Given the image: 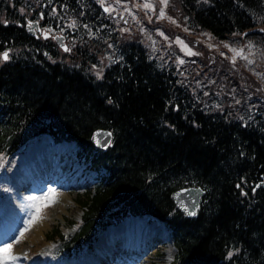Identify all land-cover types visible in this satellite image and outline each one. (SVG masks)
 Segmentation results:
<instances>
[{
  "label": "trees",
  "instance_id": "trees-1",
  "mask_svg": "<svg viewBox=\"0 0 264 264\" xmlns=\"http://www.w3.org/2000/svg\"><path fill=\"white\" fill-rule=\"evenodd\" d=\"M169 5L217 37L260 25L244 34L264 45V0ZM61 13L77 19L66 31L70 51L24 27L26 17L43 16L42 24L57 28ZM109 24L96 0H0V52L10 57L0 59V154L48 132L73 140L89 168L105 170L76 198L81 213L72 232L51 230L59 250L90 246L110 221L150 213L170 230L175 264H264V182L254 187L264 177V105L200 99L138 40L105 32ZM109 41L113 58L98 78L87 66ZM96 127L112 133L104 149L90 141ZM184 185L203 189L193 216L172 201Z\"/></svg>",
  "mask_w": 264,
  "mask_h": 264
},
{
  "label": "rangeland",
  "instance_id": "rangeland-1",
  "mask_svg": "<svg viewBox=\"0 0 264 264\" xmlns=\"http://www.w3.org/2000/svg\"><path fill=\"white\" fill-rule=\"evenodd\" d=\"M96 1L100 3L99 0ZM145 3H151L153 7L151 9L142 7ZM103 4L105 7L113 9L111 12L103 11L105 17L112 23L106 26L105 32L109 33L110 30L115 29L117 36L122 39L135 38L138 40L144 46L148 58H151L159 66L170 68L181 82L188 81L193 92H196L200 99L213 103L224 100L227 101V104H244L246 107L251 106V108L258 102L264 105V45L254 36H248L243 31H232L223 37H217L205 28H195L191 26L186 16L169 5V0L167 6L161 0H119V2L117 0H103ZM161 8L164 9L165 13L163 17L160 16ZM55 16H57V28L43 23L45 30L51 29L50 33L66 32L67 29L73 28L69 27L72 21H76L77 26V19L74 16H67L62 13ZM85 25L87 24H82L81 28L89 32V25H87L88 27ZM161 32L164 33L163 36L160 35ZM177 37L183 40L192 52L197 54L186 55L185 51L181 50V45L175 43ZM62 40L64 43L70 44L69 40L64 38ZM113 47L114 44L109 41L106 49L98 52L99 61L98 59L92 61L87 68L97 75L103 66L113 58L110 51ZM59 49L61 52L62 49L60 47ZM232 49L241 52V55H236ZM180 59L184 60L183 64H179ZM48 138L54 143L51 148L60 150L59 158H62L66 165L69 166L70 164L69 167L65 165L66 170L62 176L59 175L62 184L46 181L39 188L28 186V188L17 189L12 171L19 165L25 147ZM44 146L43 152L50 145L46 143ZM74 149L75 146L72 141L55 142L48 132H41L27 138L9 155L0 154V229L6 226L4 228L8 230L0 233V240L13 244V253L17 252L21 257L18 264L24 263L26 260L24 254L28 251L33 252L42 264H78L76 260L79 258L85 257L83 262L92 259L95 243L106 229H116L122 226L124 222L132 220L129 225L124 227L123 234L140 237L143 225L146 224L144 232L153 227L156 230L157 226L160 227L155 223V217L151 214L130 215L116 223L110 221V226L108 223V226L106 225L97 234L93 246L87 251L72 250L71 252H74L75 256L70 258L59 252L60 242L58 238L52 236L51 230L54 227L59 228L64 236L72 231V227L77 225L81 213L76 198L81 197L88 188L92 189L91 185L96 183L99 176L105 173L102 167L97 170L89 168L84 155L77 157ZM62 167L64 168V166ZM25 172L31 174L28 168ZM48 188L56 189V197L53 204L42 209L40 220L35 222L40 221L39 224H45L42 226L41 234L37 236V240H32L31 232L28 230L20 238V242L16 243L15 237L19 235V230L25 226L23 221L29 219V212L34 211L26 207L31 203L27 201V197L43 195ZM61 193L67 194L71 200L59 208L57 197ZM69 219L73 220L71 227L67 224ZM8 222L14 223L13 228H7ZM167 230L168 233L163 232V240L159 245L152 244L155 250L152 251L147 248L149 250L144 253V257L143 254L141 255L142 258L137 262L138 264H141L144 258H146L145 261L143 260L144 264H173L175 246L169 229ZM119 249L123 255L124 252L121 251V248ZM83 262L79 264H83ZM116 262V264H136V261L130 263Z\"/></svg>",
  "mask_w": 264,
  "mask_h": 264
},
{
  "label": "bare ground",
  "instance_id": "bare-ground-1",
  "mask_svg": "<svg viewBox=\"0 0 264 264\" xmlns=\"http://www.w3.org/2000/svg\"><path fill=\"white\" fill-rule=\"evenodd\" d=\"M46 143H48L50 146L46 148L48 150L45 154H43L42 148L45 147L44 145H46ZM53 144L54 143L50 140V138H48L47 140L36 141L32 145L29 144L27 147H25L26 144L24 145L25 151L23 152V156H21L19 165L15 170L12 171L14 184L17 186V189L20 190V188L23 189V187L28 186L32 188H39L43 186L46 181H52L59 185L62 184L60 183L61 180L59 175H63V172L66 170L65 168L68 166V164L66 165V162L63 161L62 158H59L61 154L59 149H51ZM62 166H64V168ZM27 168L31 171V174L25 172ZM57 200L58 205H60L58 207L61 208L64 206V204H66V202H68V200L70 201L71 198L67 196V194L65 195L64 193H61L58 195ZM154 221L156 224L160 225V227L157 226V230L155 227H153L144 232L146 226L145 224L142 226V233L140 237H131L129 235L123 234L124 227L129 225L132 220L124 222L122 226H119L116 229L104 230L103 234L99 236L97 242L95 243L96 246L95 251L92 253V259L83 262V264H116V261L123 263L127 260L129 262L136 261V264H138L137 262H139L142 256L144 257V253L149 250L147 248H150V250L154 251L155 248H153L152 244L159 245L163 240V232L168 233L167 228L160 220L155 218ZM39 223L40 221L32 224L29 228V231L31 232L30 237L32 240H37V236L42 232V226L45 225L43 223ZM13 224L14 223L12 222H8L7 228H13ZM4 227H1L0 229L1 234L3 233V231L7 230ZM119 248H121V251L124 252L123 255L119 251ZM14 254L18 255L17 252ZM25 254L26 260L23 264H42L40 259L34 256L33 252L31 253L28 251ZM143 260L145 261L146 258H144ZM143 260L141 261V264H144Z\"/></svg>",
  "mask_w": 264,
  "mask_h": 264
},
{
  "label": "snow or ice",
  "instance_id": "snow-or-ice-1",
  "mask_svg": "<svg viewBox=\"0 0 264 264\" xmlns=\"http://www.w3.org/2000/svg\"><path fill=\"white\" fill-rule=\"evenodd\" d=\"M99 2L101 4H103V0H99ZM117 2H119V0H117ZM161 2L167 6L168 4V0H161ZM205 2H207V0H205ZM142 7L147 8V9H151L153 7V5L151 3H145L142 5ZM113 9L111 7H105L104 11L105 12H111ZM55 11V10H53ZM165 15L164 13V9L161 8L160 9V16L163 17ZM41 19L43 18V16L40 17ZM127 22V21H125ZM39 21H36V24H38ZM28 27L31 30H35V25L33 24L32 21L28 22ZM69 27H76V21H72V23L69 25ZM85 27H88L87 25H85ZM187 31V29H185ZM51 29H46L44 31V35L45 37H47L48 34H50ZM160 35H164L163 32L160 33ZM175 43L181 45V50L185 51L186 55H196L197 53L192 52V50L188 47L187 44L184 43L183 40H181L179 37H177ZM227 46V45H226ZM64 50L70 51V49L68 47H64ZM233 52H236V55H241V52H238L236 49H232ZM9 52L8 51H4L3 53H0V59L7 61L9 59ZM234 59V58H233ZM244 59H247V57H244ZM184 60L180 59L179 60V64H183ZM249 63H251V61H249ZM101 73L98 72L97 73V77L100 78ZM237 103H239V101H237ZM97 135H104L107 137H111L112 133L108 132V133H97ZM110 143V141H109ZM260 185H257V187H259ZM55 197H56V189L55 188H48L46 192L43 193V195H36V196H28L27 197V201L31 202L30 204L26 205L27 208L33 209L34 211L29 212V219L23 221L24 223V228L19 230V235L15 237V242L19 243L20 242V238L24 236V233L27 232L29 230V228L31 227V225L33 223L36 222V220L40 219V213L42 211L43 208H46L48 206H50L51 204H53L55 202ZM193 207H195V204L193 205ZM190 215H195V211H192L189 213ZM25 258H26V254ZM229 257L232 256V252L228 253ZM21 259L20 255L14 254L13 253V244L12 243H8L6 241L0 240V264H18V261Z\"/></svg>",
  "mask_w": 264,
  "mask_h": 264
},
{
  "label": "water",
  "instance_id": "water-1",
  "mask_svg": "<svg viewBox=\"0 0 264 264\" xmlns=\"http://www.w3.org/2000/svg\"><path fill=\"white\" fill-rule=\"evenodd\" d=\"M101 8L104 10L105 5L101 4ZM29 21L33 22L36 30L41 29V31H43L42 34L44 35L45 29L43 27L40 28L39 23L36 24V21H38L36 18L29 19L24 24L25 29L28 33L36 34L35 30L29 29V27H28ZM261 29H262V27L260 25H253L251 27L244 29L243 32L259 31ZM51 36L55 40V42L59 46H61L62 48H64L66 46V44L62 40L63 34L61 32H53L51 34ZM4 51L5 50H2L1 53H3ZM108 132L111 133L110 129H108V128L96 127L90 132V136H89L90 141L93 143V145L95 147L100 148V149H104L108 145L111 137H107L104 135H97V133H108ZM263 182H264V177H261L260 180H258L254 183V186L261 185V184H263ZM202 193H203V189L199 185H184V186H180V187L175 188L172 191L171 197H172L173 203L175 204L176 208L179 211H181L185 216H193V215H190L189 213L192 211H195V213H196L199 198H200V195ZM194 204H195V207H193Z\"/></svg>",
  "mask_w": 264,
  "mask_h": 264
},
{
  "label": "flooded vegetation",
  "instance_id": "flooded-vegetation-1",
  "mask_svg": "<svg viewBox=\"0 0 264 264\" xmlns=\"http://www.w3.org/2000/svg\"><path fill=\"white\" fill-rule=\"evenodd\" d=\"M35 17H36V16H34L33 18H35ZM30 18H32V17H26L24 22L28 21ZM36 18L38 19L40 26H44V24H42V22L40 21L41 18H40V17H36ZM24 24H25V23H24ZM24 27H25V26H24ZM42 32H43V31H41V29H40V30H36V29H35V33H36V34H33V35H35V36H41V37H45V35H43ZM62 33L64 34V35H63V38L66 39V40L68 41V40H69V36L66 35V32H62ZM49 36H50V35L48 34L47 37H49ZM63 38H62V39H63ZM69 46H70V44H68V48H69Z\"/></svg>",
  "mask_w": 264,
  "mask_h": 264
}]
</instances>
